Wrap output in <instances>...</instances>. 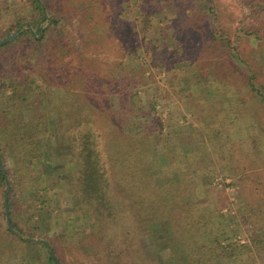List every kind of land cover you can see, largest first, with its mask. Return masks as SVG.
I'll list each match as a JSON object with an SVG mask.
<instances>
[{"label":"trees","instance_id":"1","mask_svg":"<svg viewBox=\"0 0 264 264\" xmlns=\"http://www.w3.org/2000/svg\"><path fill=\"white\" fill-rule=\"evenodd\" d=\"M114 1L111 0V2ZM120 1L125 3L127 0H116V6ZM165 1L167 4H172L178 11L177 20L180 29L171 36L179 42L183 41L181 39L183 34L189 39L182 44L180 51L178 47L174 50H153V56L158 57L156 60L163 62L162 69L171 73L167 66H174L176 60L183 61L182 59L188 58L190 64L195 58L203 56L205 52L213 57L227 55V62L239 61L244 66L246 64L249 71L244 85L249 91V100L241 92L244 86H238L236 87L237 99L232 100L231 105L250 103L249 107L253 105L264 108V75L255 69V65L252 67L246 59L247 53L241 48V45L253 38L257 40V53L262 54L264 29L243 23L240 26L231 27L228 31L225 29L221 31L220 28L224 26H217L221 16L219 3L215 0H196L199 9L196 15L203 13L207 20L212 19L211 25L205 24L206 27L209 25L204 31L207 35L206 39L197 41L199 34L191 33L193 32L192 19L187 13L183 15L181 13L186 6V0ZM241 2L243 8H248L252 12L264 6V0H241ZM63 4H70L68 9H74L83 14L77 34L65 28L68 9L62 13ZM151 5L153 9L154 4ZM92 7L93 3L86 0H0V18L9 19L7 26L9 30L0 34V38L19 29L13 40L0 45V53L6 50L5 54H0V128L3 134L0 138V185L6 188L3 190L2 204L5 225L0 227L2 241L0 264H12L8 256L19 259L14 264H33L36 258L28 257L30 250L38 252L37 258L43 259L42 261L45 259L44 262L47 264H63L62 250L64 249L57 246L61 234L48 232L40 239L36 234L40 227L19 210L11 173L9 169H6V156L12 155L11 143L22 140L28 145L37 143L41 154L43 152L50 154L51 148L57 144H69L71 151L67 150L68 152L64 153V158L68 159L77 149L79 134L81 140L78 152L81 155L85 143H91L96 152L98 164L104 171L105 185L102 188L114 203V206L112 203L111 208L109 205L108 209L99 213L97 201H92L90 206L96 217L90 224L89 235L92 234L95 243L100 244L104 237L110 234L107 231L108 227H113L116 233L115 239L120 233L125 232L130 242L126 247V239L123 238L124 247H126L123 250L116 248L115 243L113 245L115 248H108L102 254L98 253L96 264H172L175 258L171 259L170 263L164 262L161 254L155 253L153 245H149L148 242L144 245L146 242H142L141 239L149 238L154 232L160 230L166 232L174 218L179 221L181 229L180 239L176 243V248L182 255L179 257H186L190 264H262L261 262L264 264V259L260 257L264 253V123L260 122L257 113L251 115V112H243L244 116H250L249 120L256 121L247 126L251 147L246 148L242 140L233 141L234 135L231 132L225 129L222 131L221 127L215 125L217 124L215 120L218 118L216 97L224 95L217 91H220L219 88L224 81H219L215 75L213 76L212 71L199 70L200 66L197 64L194 67L189 64L182 66L181 74L197 75L195 81L199 85L182 90L179 98L188 103L192 114L200 111L201 116L197 120L207 141L205 142L204 139L201 143L195 142L192 147L183 150L176 143V136L169 138L168 141H161L163 124L150 132L144 130L147 133H141L144 140L154 146L160 158L161 172H170L174 177L168 181L161 180L155 173L156 169L150 162L151 158L144 155L139 146H136L133 135L126 133L130 130L128 116L138 117L132 108L139 94V88L148 85L151 80L146 73V67L149 66L147 59L136 53L138 48L136 36L122 39L123 47L127 50L125 56L128 55L130 63H134L133 80H129L128 76L120 72H114L109 88L104 91L101 86L111 77V73L103 76L94 71H86L83 73L86 76V88L78 91L73 86L81 75L79 70L83 65L82 59L86 56L84 48L89 39H92L89 38L91 34L96 33L98 40L114 33L121 37L126 34L111 25L96 24L92 29H88L85 21L89 20L88 14ZM115 14L117 21L122 23L124 18L121 17L120 11L116 10ZM121 28L124 27L121 26ZM134 34L137 35V33ZM23 37H29L31 45L28 51L20 52L17 40ZM52 38H58L59 46L54 49L53 55H48L44 45ZM67 43L72 45L73 54L77 53L80 60V64L75 68H71L70 61L64 62L61 58V52L68 51ZM170 54H173L175 58ZM164 57H166V64L163 61ZM125 62L118 61L117 67H121L122 64L125 67ZM231 64L236 71L243 72L239 69L238 63ZM113 70L110 69V71ZM38 78L43 81V84L38 85ZM213 81L220 82V86L216 87ZM55 87L59 90H55ZM92 97H97L106 103L107 112L117 128L106 124L104 126L100 122L101 110L92 108ZM204 101H207L205 107ZM156 103L155 101L154 105ZM153 107L152 111L155 109ZM235 112L234 114L227 111L225 118L239 119L241 117L238 115L239 112L237 110ZM83 128L90 129L91 134L87 135L85 131H81ZM251 129L254 131L252 132ZM204 143L212 147L214 158L210 160L211 163L229 161V164L222 167V170H232L231 175H224L225 179L231 178L228 185L235 186L236 190L239 187L248 189L249 193L245 197L247 207L240 205L237 216L239 219H244L245 223L257 224L251 223L255 229L250 231V235H243L235 217L229 218L222 213L225 202L221 200L212 202L208 184L203 185L204 191L201 194L198 190L202 184L190 180L189 183L194 186V194L191 195L182 184L183 175H189L188 172L191 171L199 176L209 166L203 165L206 156L200 153ZM42 147L46 150L41 149ZM258 159L261 165H255L253 168V160ZM76 175L77 173L74 175V180L77 178ZM8 185L11 186L8 190L6 208L5 196ZM82 189L80 179L77 191L72 192L75 193L73 195L76 196L77 203L79 202V208L83 205V210L87 204L84 200L86 195ZM204 194L205 199H203ZM199 198L210 202L205 208L199 207ZM107 211L110 212L107 213ZM124 228L127 231H123ZM149 248L153 251H146Z\"/></svg>","mask_w":264,"mask_h":264},{"label":"rangeland","instance_id":"2","mask_svg":"<svg viewBox=\"0 0 264 264\" xmlns=\"http://www.w3.org/2000/svg\"><path fill=\"white\" fill-rule=\"evenodd\" d=\"M86 1L93 3V7L88 14L90 18L85 21L88 29H92L93 25L96 24H101L103 26L111 25L116 30L126 34L124 37H121L114 33L111 36H106L102 40L96 38V33L91 34L89 38L92 39H89L90 41L87 42L84 48L86 56L82 59L83 65H81V69L79 70L81 75L77 78L78 81L73 83V86L78 91H83L86 88V76L83 75L86 71H94L103 76H107L111 73V77L106 79L101 86L104 91L109 88L114 72H120V74L128 76L129 80H133L132 68L134 63H130L128 55L125 56L127 50L123 47L124 41L122 39L131 38L135 35L136 41H138L136 44L138 47L136 53L141 55L142 58L147 59L149 66L146 67V73L151 80L148 85L139 88V94L135 98L132 108L138 117L134 115L128 116V126L130 130L126 133L128 135H133L136 146H139L138 148L142 150L144 155L151 158L150 162L156 169L155 173H157V176L164 181L171 180L174 177L170 172H161L160 158L154 146L150 142H146L141 133L150 132L156 127H161L163 124V136L161 141H168L169 138L176 136V143L179 145L180 149L183 150L189 149L195 142L201 143L204 139L205 142L207 141L206 136L199 128L197 120L198 117L201 116L200 111L196 114H192L188 108V103L179 98V93L182 90L199 85V83L196 84L195 81L197 75L190 76L188 74H181L182 66L189 64L188 58L182 59L183 61L176 60L174 66H167V69L171 71V73H168L162 69V67L164 68L161 64L163 62L156 60L158 57L155 58L153 56V50H174L178 47L180 51L183 46L182 44L189 39V37L183 34L181 35L183 41L179 42L176 38L171 36L180 29L177 20L178 11L172 4H167L165 0H127L125 3L120 1L117 6L116 0L114 2H111V0ZM215 1L218 2L221 7L220 21L217 24V26H224L220 28L221 31L223 29L228 31L231 27L240 26L243 23L245 25H254L255 27L264 29V6H260L258 11L256 9L252 12L248 8H243L241 0ZM151 4H154L153 9H151ZM63 5L64 6L60 5L62 6V13L68 9L70 4ZM185 5L181 13L182 15L187 13L189 18L192 19L193 32L191 33L199 34L196 38L197 41L199 39H206L207 35L204 31L211 25L212 19L207 20L203 13L196 15V12L199 11L196 0H186ZM202 6L204 7V4ZM116 10L120 11L121 17L124 18L122 23H119L116 19ZM67 11L65 28L77 34L80 27V18L83 14L74 9H68ZM8 23L9 19L5 20L2 17L0 18V34H4L7 31ZM207 23H209V25L206 27L205 24ZM121 26L124 28L122 29ZM13 31H11V33ZM134 33H137V35ZM8 36L0 38V40ZM58 42V38H52L49 43L44 45V49L48 55L54 54V49L59 46ZM256 43L257 40L252 38L246 41L244 45H241V48L247 53L246 59L250 62L252 67L255 65V69H257L260 74L263 73L262 75H264V52H262V54L261 52L257 53ZM30 45L31 40L29 37H23L17 40V46L20 52L23 50L28 51ZM66 45L68 51H60L61 58L64 62L70 61L71 68H75L80 64V60L78 59L77 53L73 54L74 48L72 45L68 43ZM5 53L6 50L2 51L0 54L3 55ZM170 55L175 58L173 54ZM227 58V55H217L213 57L207 55L205 52L203 56L195 58L189 65L194 67V65L197 64L200 66V68H198L199 70L212 71L213 76L215 75L219 81H224V84L221 85L222 88H219L220 91H217V93H223L224 95L216 97L215 102L218 104V118L215 120L217 123L215 125L221 127L222 131L225 129L227 132H231L234 135L233 141L242 140L244 141L245 147L250 148L251 138L247 126L256 121L249 120L250 116H244L243 112H251V115L257 113L260 122L264 123V108L253 105L249 107L250 103L236 106L231 105L232 100L237 99L238 96L236 87L245 85L249 71L246 64L244 66L239 61H235L239 64V69H242L243 72L236 71L234 65L231 64L235 62L233 60V62H227ZM120 60L126 61L125 67H123V64L120 65L121 67H117V62ZM131 61L136 62L138 60ZM163 61L164 64L167 63L166 57L163 58ZM173 62L174 60L172 61V65ZM110 69L114 70L110 71ZM212 83H214V81ZM41 84H43V81L38 78V85ZM219 84L220 82L214 83L216 87L220 86ZM54 89L56 90L58 88L55 87ZM241 92L245 98L248 99L250 97L249 91L246 90L245 86L241 88ZM155 101L157 103L154 105ZM91 104L93 109L101 110L100 122H102L104 126L106 124L117 128V125L112 121L111 116L107 112V106L104 101L97 97H92ZM205 104H207V101L203 102L204 107ZM152 107L155 108L153 111L151 110ZM235 110L239 112L238 115L242 118H225L227 111L235 114ZM96 114L98 115V113ZM81 131H85L87 135H90L92 132L90 129L88 130L86 128H83ZM251 131L253 132L254 129H251ZM2 135V129L0 128V138H2ZM79 138L76 144V151L72 152L68 159L64 158V153H67V150L71 151V146L69 144H57L51 148L50 154L45 152L41 154L38 151L39 146L37 143L28 145L22 140L13 141L10 150L12 155L6 156L7 168L6 165L5 168L10 170L15 197L19 203V210L24 216L31 218L32 221L40 227V230L36 233L37 236L41 239V236L48 232L52 234L58 232L61 234L60 242L57 243V246L64 249L62 250L64 257L63 264H96L95 261H98L96 255H98V253L102 254L106 252L108 248H115V246H113L115 243L116 248L119 247V250H123L130 242L125 232L120 233L117 239H115L114 235H116V233L113 227H108L107 231L110 234H107L100 244L95 243L92 234L89 235L91 232L90 224L96 217L95 212L90 206L92 201H97V211L99 213H103V210L108 209L109 205L111 208L113 202L109 198L110 196L104 191V188H102L105 185V178L103 177L104 171L98 164L93 146L91 143L86 142L84 145L85 148L83 150H81L82 147L80 148L82 151L80 155V152H78L81 140L80 134ZM203 147V150L200 152L206 156L203 165L209 166L206 167L199 176L191 171L188 172L189 175H183L182 184L188 189L189 195L194 194V186H191L189 183L190 180L202 184H199L200 187L198 190L201 194L202 191H204L203 185L208 184L211 189L210 195L212 196V202H219V200L225 202L226 205L222 208V213L229 218L235 217L238 221V227L243 231V235H250V231L255 229L251 224L253 222L245 223L243 221L244 219H239L237 216V209L240 205L244 208L247 207L245 197L249 193L248 189L246 187H239V189L237 188L236 190L234 186L235 192H233L231 186L228 185L227 180L224 178L225 174L231 175L232 170H222V167L229 164V161L222 160L220 162L215 161L211 163L210 160L214 158L212 147H210L208 143H204ZM41 149L46 150L45 147ZM253 164L254 168L255 165H261V161L259 159L253 160ZM75 173H77L76 180H74ZM79 177L81 179V186L83 187L82 190H84L86 195L84 200L87 206L86 208L84 206L83 210V205H80L81 208H79V202L77 203L78 200H76V196L73 195L75 194L73 192L77 191L80 181ZM228 179L231 180L230 177H228ZM5 189L6 188L0 185V227L5 225L2 214V204L4 200L3 190ZM70 196L71 198H69ZM203 199H205V194ZM203 199L199 198L200 205L198 206L205 208L210 201L207 202L205 200L206 203H204L205 201ZM113 201L116 202V199L113 198ZM88 210L89 212H87ZM109 212L110 211H107V213ZM124 215L126 216V213H124ZM171 222L172 224L166 232L160 230L156 233L154 232L149 238L145 239L142 237L141 240L142 242H146L144 245H147V242L149 245H153L155 253H160L166 263H170L171 259L175 258L172 264H190L186 257H179L182 255L179 254L176 248L177 240L180 239L181 236L180 223L176 221V218ZM123 231H127L126 228H124ZM123 238L126 239V247H124L125 243ZM242 239L244 240L245 238ZM1 242L0 240V243ZM138 245L139 242L137 247ZM153 249L149 248L146 251L150 250L152 252ZM37 254L38 252L30 250L27 255L28 257L36 258L33 264H47L44 262L45 259L42 261L43 259L37 258ZM260 257L264 259V253H262ZM7 258L12 264L19 261V259L13 256L12 258L10 256ZM187 261L189 263H187ZM261 263L263 264V262Z\"/></svg>","mask_w":264,"mask_h":264},{"label":"water","instance_id":"3","mask_svg":"<svg viewBox=\"0 0 264 264\" xmlns=\"http://www.w3.org/2000/svg\"><path fill=\"white\" fill-rule=\"evenodd\" d=\"M18 31H19V29H16L15 31H13L12 33H10V35H9L8 37H6V38H4V39H1V40H0V45L5 44V43H7V42L13 40L14 37H15V35L17 34ZM0 161H1V159H0ZM3 169H4V167H3ZM4 172L6 173L5 169H4ZM9 187H10V185H8V189H7V191H6V196H5V204H6V208H7V197H8V190H9ZM9 226H10V222H9ZM10 227H11V226H10Z\"/></svg>","mask_w":264,"mask_h":264},{"label":"built area","instance_id":"4","mask_svg":"<svg viewBox=\"0 0 264 264\" xmlns=\"http://www.w3.org/2000/svg\"><path fill=\"white\" fill-rule=\"evenodd\" d=\"M225 180H227V182L229 183L230 182V179H225ZM229 180V181H228ZM231 186V188H232V190H233V192H235V187L234 186H232V185H230Z\"/></svg>","mask_w":264,"mask_h":264}]
</instances>
